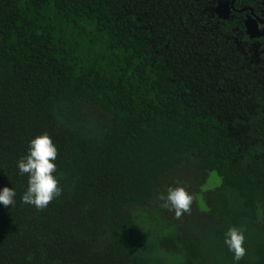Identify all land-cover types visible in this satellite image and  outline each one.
<instances>
[{"label":"trees","instance_id":"trees-1","mask_svg":"<svg viewBox=\"0 0 264 264\" xmlns=\"http://www.w3.org/2000/svg\"><path fill=\"white\" fill-rule=\"evenodd\" d=\"M209 6L0 0V264H264V78ZM44 133L63 192L38 211L17 163Z\"/></svg>","mask_w":264,"mask_h":264},{"label":"clouds","instance_id":"clouds-1","mask_svg":"<svg viewBox=\"0 0 264 264\" xmlns=\"http://www.w3.org/2000/svg\"><path fill=\"white\" fill-rule=\"evenodd\" d=\"M57 157L58 149L47 133L30 141L28 154L21 157L17 163L19 175L28 177L27 190L21 196L22 203L42 211L62 195L63 189L53 175L57 171V165L54 163ZM174 183L177 186H169L166 195L158 193L157 200L162 202L161 208L174 212V218L181 220L185 214H191V206L195 198L184 186H180L179 180H175ZM15 196L16 193L12 188L4 187L0 190V204L5 207L14 206ZM244 241L245 236L240 229L230 227L227 230L224 243L237 262L246 255Z\"/></svg>","mask_w":264,"mask_h":264},{"label":"flooded vegetation","instance_id":"flooded-vegetation-1","mask_svg":"<svg viewBox=\"0 0 264 264\" xmlns=\"http://www.w3.org/2000/svg\"><path fill=\"white\" fill-rule=\"evenodd\" d=\"M235 51L264 78V0H209Z\"/></svg>","mask_w":264,"mask_h":264}]
</instances>
